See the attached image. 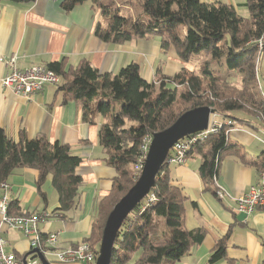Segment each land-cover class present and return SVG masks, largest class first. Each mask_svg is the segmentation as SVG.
<instances>
[{
	"label": "trees",
	"instance_id": "1",
	"mask_svg": "<svg viewBox=\"0 0 264 264\" xmlns=\"http://www.w3.org/2000/svg\"><path fill=\"white\" fill-rule=\"evenodd\" d=\"M1 1L30 3L35 0ZM84 1L61 0L60 4L64 10H70ZM91 1L107 19L105 28L99 23L95 28L96 35L104 41L122 43L157 36L161 47H172L181 60H187L191 54L205 53L223 61L228 73H237L240 77L236 81L218 71L214 73L205 65L199 72L181 68L171 77L159 73L157 81L148 82L134 61L114 74H101L86 59L67 70L63 60L46 64L65 80L58 86L64 103L80 101L82 119L86 122L95 123L97 115L107 119L99 125L97 138L104 150L103 161L116 171V176L109 193L98 201L91 233L84 240L98 254L108 213L139 175L136 166L144 159L142 141L170 126L188 109L210 106L219 120L230 121L197 138L186 152L187 157L194 154L201 157L198 173L204 190L215 191L214 178L225 154L253 166L264 176V148L250 157L244 146L229 137L230 129L242 124L264 129V96L254 62L259 53L256 41L264 30V0H246L247 16L221 1L138 0L141 14L133 16L119 14L118 7L112 9L103 0ZM126 3L133 4V0ZM158 81L161 82L157 85ZM117 105H120L118 110ZM80 161L67 144L51 143L42 136L14 141L0 128V184L7 182L16 168L33 167L38 172L37 190L46 202L41 185L50 176L58 206L48 216L58 213L65 217L75 205L82 182L75 170ZM168 164L166 159L156 173L150 191L154 198L146 197L123 221L112 247L110 264H126L137 250L140 255L134 264H173L188 254L192 246L202 243L205 229L185 226L186 196L172 183ZM8 213L22 214L16 200H9ZM227 238L228 234L217 240L209 261L225 255Z\"/></svg>",
	"mask_w": 264,
	"mask_h": 264
},
{
	"label": "crops",
	"instance_id": "2",
	"mask_svg": "<svg viewBox=\"0 0 264 264\" xmlns=\"http://www.w3.org/2000/svg\"><path fill=\"white\" fill-rule=\"evenodd\" d=\"M113 1L116 7L125 6L133 12L126 0ZM202 1L226 2L239 13L238 8L245 6L246 0ZM60 3L61 0L0 2V79L7 73L11 58H15V65L19 68L63 60L64 70L73 69L82 59H86L101 74H114L134 61L139 64L140 73L148 82L155 80L159 70L163 76L171 77L185 66V61L177 57L172 47H161L157 36L134 38L122 43L107 42L98 37L96 25L99 23L105 28L107 19L91 0L70 10H64ZM256 70L259 89L264 94V47ZM234 80L238 81L239 77ZM64 81L60 80L59 85ZM59 85L47 84L32 98L25 99L0 84V128L14 141L21 137L31 139L42 136L51 143L58 141L67 144L71 153L81 158L75 169L82 178L75 205L65 217L54 213L38 222L43 236L50 232L57 233L56 249L61 250L77 246L88 238L97 216V203L109 193L116 171L105 165L104 150L98 144V127L107 119L97 115L95 123L84 121L80 101L64 103ZM263 131L262 128L254 129L249 124H242L231 128L229 137L244 146V151L252 157L264 148L260 140ZM254 141H258L259 146L253 147ZM200 161L201 157L194 154L189 155L183 164L168 162L172 183L178 185L186 196V228L201 226L206 231L202 243L192 246L188 254L173 264H262L264 210H254L245 220L239 221L233 209L235 203L231 200L246 192L251 185L259 183L261 176L253 166L225 154L216 177L217 186L224 191L223 198H220L216 191L204 190L198 173ZM37 175L35 168L22 167L16 168L7 179L9 198L16 200L22 214L42 211L48 214L58 206L51 177L48 176L41 185L47 199L44 202L37 190ZM1 229L6 251L18 256L27 255L31 249L22 231L5 226ZM227 234L225 255L209 261V254L217 240ZM50 262L86 264L60 263L53 256Z\"/></svg>",
	"mask_w": 264,
	"mask_h": 264
},
{
	"label": "built area",
	"instance_id": "3",
	"mask_svg": "<svg viewBox=\"0 0 264 264\" xmlns=\"http://www.w3.org/2000/svg\"><path fill=\"white\" fill-rule=\"evenodd\" d=\"M256 46L258 48V52H261L264 47V30L257 39ZM8 68L7 73L0 79V84L4 88L10 89L14 94H17L25 99L32 98L47 84H60V76L52 69H49L42 64L19 68L15 65V58H11L8 61ZM212 116L213 118L211 119ZM212 116L210 117L209 127L207 130L182 138L173 144L166 157L167 162H173L176 164L185 163L187 159L186 152L197 138H203L211 131H215L217 127L222 125V123L230 122L228 120L222 121L217 119L216 113ZM150 140L151 136L146 137L141 143V150L144 153V158L148 151ZM261 141L264 144V134ZM142 165L143 162L142 164L137 165L136 168L141 170ZM214 181L216 184L215 191L217 196L223 198V188L217 186L216 178H214ZM0 191V264H24V256L18 257L13 252L6 251V241L1 235V228L3 226L21 230L28 240L30 248H38L49 262L53 256L55 260L60 263H94L97 253L90 243L83 241L74 247H68L61 250L56 249L57 233L50 232L43 236L38 228V222L42 221L44 217L48 216V214L38 212L29 214H10L8 213V203L10 200L9 185L6 182L1 183ZM148 196L149 199L154 198V195L149 192L142 200H146V197ZM231 200L235 203L233 208L235 213L244 212L246 214H250L254 210H264V176L261 175L259 183L251 185L246 192L231 198ZM25 264L42 263L38 257L31 259L30 255H27L25 256Z\"/></svg>",
	"mask_w": 264,
	"mask_h": 264
},
{
	"label": "water",
	"instance_id": "4",
	"mask_svg": "<svg viewBox=\"0 0 264 264\" xmlns=\"http://www.w3.org/2000/svg\"><path fill=\"white\" fill-rule=\"evenodd\" d=\"M216 112L210 106H199L183 112L170 126L151 134L148 151L140 174L121 198L112 206L102 229L98 254L93 264H110L112 247L125 218L133 211L155 184V176L166 160L170 148L178 140L208 129L210 117ZM248 214L237 213V220H245ZM27 255L38 257L42 264H51L38 248ZM25 255V256H27ZM25 256L23 263L25 264Z\"/></svg>",
	"mask_w": 264,
	"mask_h": 264
},
{
	"label": "rangeland",
	"instance_id": "5",
	"mask_svg": "<svg viewBox=\"0 0 264 264\" xmlns=\"http://www.w3.org/2000/svg\"><path fill=\"white\" fill-rule=\"evenodd\" d=\"M105 4H110L112 9H115L116 6H115V2L113 0H103ZM120 2L124 1V0H118ZM125 5V4H124ZM123 5V6H124ZM131 7V10L133 12H130V10H128L125 6L122 7V8H119L118 9V13L121 14V15H126V14H131L132 16L133 15H138V14H141V8H140V5H139V1L138 0H133V4L130 5ZM238 11H239V14L242 15V16H247L248 15V10L245 6H240L238 8ZM260 53V52H259ZM259 53L257 55V57L255 58V67L257 68V59L259 57ZM185 61V66H183L182 68H186V69H189V70H195L196 72H199L202 68V66H205L207 65V67L213 71L214 73H220V74H226L228 75L229 78L231 79H235V77L237 78V76L239 77V75L237 73H228V70L226 68V66L224 65L223 61H218V60H215V59H212L211 56L205 54V53H199V54H191L189 56V58L187 60H183ZM8 65V64H7ZM43 65V64H42ZM46 66V65H45ZM63 66H64V62H63ZM178 71V70H177ZM176 71V72H177ZM161 70H159V73L161 74ZM158 73V74H159ZM231 76V77H230ZM157 77L158 75H156L155 77V80L154 81H157ZM70 76L68 75V78L69 79ZM240 78V77H239ZM161 81H158L157 82V85L160 83ZM236 82V81H235ZM119 106L120 105H117L116 106V110L119 109ZM217 115V114H216ZM213 118V116L211 117V119ZM217 119H219V116H216ZM264 132V131H263ZM261 140V139H260ZM262 142V141H261ZM261 145V144H260ZM264 145V144H263ZM256 146H259V143L258 141H254L253 143V147H256ZM247 149L250 151V148L247 146ZM258 149H256L255 151H257ZM252 153V152H251ZM140 174V173H139ZM139 176V175H138ZM140 255V251L137 250L135 251L131 258L129 259V261L127 262V264H133L136 259L138 258V256Z\"/></svg>",
	"mask_w": 264,
	"mask_h": 264
}]
</instances>
